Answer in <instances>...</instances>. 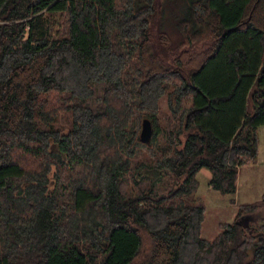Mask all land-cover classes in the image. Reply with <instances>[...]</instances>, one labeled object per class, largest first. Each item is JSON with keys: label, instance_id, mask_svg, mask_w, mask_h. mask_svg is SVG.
Segmentation results:
<instances>
[{"label": "trees", "instance_id": "16d2710c", "mask_svg": "<svg viewBox=\"0 0 264 264\" xmlns=\"http://www.w3.org/2000/svg\"><path fill=\"white\" fill-rule=\"evenodd\" d=\"M261 125L264 0H0V264H264Z\"/></svg>", "mask_w": 264, "mask_h": 264}, {"label": "rangeland", "instance_id": "374dc122", "mask_svg": "<svg viewBox=\"0 0 264 264\" xmlns=\"http://www.w3.org/2000/svg\"><path fill=\"white\" fill-rule=\"evenodd\" d=\"M169 16V14H167ZM173 31L172 24L168 25ZM210 171L202 168L198 172L200 181L198 194L207 207L206 217L202 226V236L213 239L220 232L219 222L233 221L237 207L231 203L235 198L237 203L251 202L262 197L264 193V125L259 127V155L257 161L240 167L237 191L234 194H224L213 189L209 184ZM264 209L259 208L253 214L243 215L245 223L254 222Z\"/></svg>", "mask_w": 264, "mask_h": 264}, {"label": "water", "instance_id": "95a60500", "mask_svg": "<svg viewBox=\"0 0 264 264\" xmlns=\"http://www.w3.org/2000/svg\"><path fill=\"white\" fill-rule=\"evenodd\" d=\"M153 134V124L149 118H144L141 128V139L145 142H149Z\"/></svg>", "mask_w": 264, "mask_h": 264}]
</instances>
